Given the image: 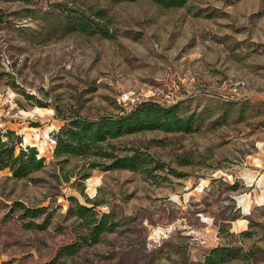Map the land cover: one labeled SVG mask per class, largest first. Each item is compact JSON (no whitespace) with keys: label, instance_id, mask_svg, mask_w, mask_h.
Listing matches in <instances>:
<instances>
[{"label":"rangeland","instance_id":"374dc122","mask_svg":"<svg viewBox=\"0 0 264 264\" xmlns=\"http://www.w3.org/2000/svg\"><path fill=\"white\" fill-rule=\"evenodd\" d=\"M80 18L98 31L68 21ZM143 102L193 129L56 152L72 118ZM8 130L45 166L0 170V264H203L217 246L238 251L223 264H264V0H0ZM134 154L145 164L118 165ZM79 204L111 214L95 242Z\"/></svg>","mask_w":264,"mask_h":264},{"label":"trees","instance_id":"16d2710c","mask_svg":"<svg viewBox=\"0 0 264 264\" xmlns=\"http://www.w3.org/2000/svg\"><path fill=\"white\" fill-rule=\"evenodd\" d=\"M115 1V0H114ZM134 1V0H130ZM158 5L171 8L183 6L187 0H153ZM76 23L86 30L98 31L92 28V24L84 19L68 20ZM193 118L189 116H179L176 111L161 107L152 102H143L126 114L117 118L101 117L98 119H86L83 117L72 118L62 131L56 134V152L88 156L97 154L102 142L107 137H117L130 132L143 129H163V130H184L191 131ZM20 138L12 130L5 133L0 132V170L8 168L14 178H24L31 173L40 170L45 166L44 158L38 157L34 146H20L16 151ZM56 153V154H57ZM119 166L137 168L145 164V157L134 154L131 157H124L119 160ZM115 165V164H114ZM75 213L82 218L91 229L89 237L93 242L105 230L111 229L113 225L109 213H103L100 218L95 217L91 208L85 205H78ZM97 221V222H96ZM70 252L71 249L66 250ZM238 251L231 250L225 246H217L205 255L203 264H223L233 257H237Z\"/></svg>","mask_w":264,"mask_h":264}]
</instances>
